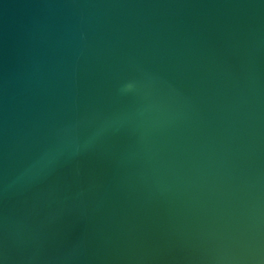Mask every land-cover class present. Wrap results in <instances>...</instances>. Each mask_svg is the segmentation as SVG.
I'll list each match as a JSON object with an SVG mask.
<instances>
[{
  "label": "water",
  "instance_id": "1",
  "mask_svg": "<svg viewBox=\"0 0 264 264\" xmlns=\"http://www.w3.org/2000/svg\"><path fill=\"white\" fill-rule=\"evenodd\" d=\"M0 264H264V0H0Z\"/></svg>",
  "mask_w": 264,
  "mask_h": 264
}]
</instances>
